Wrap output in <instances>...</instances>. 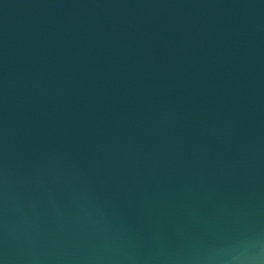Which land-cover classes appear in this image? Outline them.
Segmentation results:
<instances>
[{
	"label": "water",
	"instance_id": "1",
	"mask_svg": "<svg viewBox=\"0 0 264 264\" xmlns=\"http://www.w3.org/2000/svg\"><path fill=\"white\" fill-rule=\"evenodd\" d=\"M0 264H264V0H0Z\"/></svg>",
	"mask_w": 264,
	"mask_h": 264
}]
</instances>
